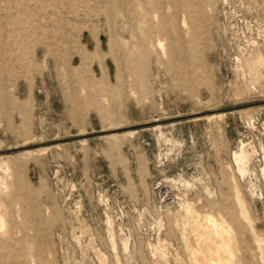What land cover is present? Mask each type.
Returning a JSON list of instances; mask_svg holds the SVG:
<instances>
[{"label": "rangeland", "instance_id": "374dc122", "mask_svg": "<svg viewBox=\"0 0 264 264\" xmlns=\"http://www.w3.org/2000/svg\"><path fill=\"white\" fill-rule=\"evenodd\" d=\"M189 1L180 20L197 41L171 47L166 33L141 52L76 7L44 14V32L24 38L16 30L28 25L0 0V165L34 152L18 171L0 169V185L13 183L12 205L42 217L0 254L16 264H264V0ZM155 9L171 12L166 0ZM195 63L208 84L198 103L172 74ZM5 220L0 240L18 241L26 228Z\"/></svg>", "mask_w": 264, "mask_h": 264}, {"label": "bare ground", "instance_id": "6f19581e", "mask_svg": "<svg viewBox=\"0 0 264 264\" xmlns=\"http://www.w3.org/2000/svg\"><path fill=\"white\" fill-rule=\"evenodd\" d=\"M28 1H34L35 7H37L38 11L42 12L43 16L36 17L35 11H32V12L29 11L28 3H26ZM162 1L163 0H2V2L8 4L10 7L16 9L17 12H19V17L16 18V21L18 23L20 24L26 23L28 25V31L27 30L26 31L16 30L18 33L25 36L24 38L44 32V28L43 26H41V24L42 23L47 24V21L48 22L52 21V20H48L52 16L45 18L44 14L50 13V15H54V12L56 11L62 12L63 9H65V12L70 14V16L71 15L77 16L79 14H77L73 10L76 7V8L81 9V10L80 9L77 10L81 12L80 15H84L90 20H95V19L103 20V22H105L110 29L118 28L120 32L122 33L123 40L125 39L126 40L128 39V41L129 39L133 40L134 41L133 46L136 49L140 50L141 52L149 50L150 48H152V50L156 52L161 47L162 42L160 40V37L165 35L166 33L167 35L170 36V39L173 40V42L171 41L172 43L171 47L176 45V39H178L179 37H185V38L187 37V38L197 41L198 39L197 30L192 28V26H189L182 19L180 20V18H182V15L186 13L187 9L191 7L190 1L189 0H166L167 4L171 8V12L165 18H163V15L157 9H155L154 11L152 10L153 7L155 6L157 7L161 5ZM124 5L129 7L130 10H127V11L125 10V12H123V15H121L122 11H124L125 9ZM9 14L12 19L16 17V15L14 16L12 12ZM154 20L160 23L163 20L162 23L169 28L170 34L169 32H166L162 28V26L161 28L159 26H155L153 23ZM54 21L57 24L60 23V21L58 20H54ZM126 45L127 44H125V46ZM129 51L130 50H128V52ZM130 52L128 54L133 53V51L132 53ZM93 54H95L93 56H98V50L96 49ZM93 56L90 57L89 55L82 54L80 58L82 65H86L88 62L92 61ZM133 58H134V55H133ZM175 58L176 56L173 55L170 60H174ZM171 65L173 67L172 63ZM205 69L206 68L203 66V64L195 63L193 65V69H191V71L189 72L186 69V66L184 64L182 65L180 64L179 66H177L176 70L172 71V74L177 78L176 80L178 82L187 83L188 93L191 95L193 99H195L197 103L200 102V100H199V94L195 93L196 89L203 85L207 88L208 84L202 83L201 81H199V79L195 77V74L197 72L198 73L200 72V75H201ZM116 77H118V74H116ZM5 78L6 77H4V79ZM101 80L102 81L105 80L104 77ZM33 153L34 152L32 151H28V152L23 153L20 157H15L13 159L11 158L7 161H4L1 163L0 169L3 170L4 172L6 171V173L18 171V168H19L18 162L21 161L22 158L26 159L28 156H30ZM4 181L2 182L4 183L2 184L4 186L0 185V197H1L0 199V237H3L1 232H3L2 228L4 227V223L6 222V220L4 221L5 218L7 219V225L10 230L14 228H19L18 221H21V224H20L21 227L23 226L26 228V230L24 229L23 231H20L21 236L18 241L13 240L14 239L13 236H11V238L8 239L7 241L0 240V250L2 252H5L7 250L10 252H14L18 243L28 238L27 234L29 231H34V232L37 231L36 230V227L38 226L37 224H39L38 222L39 220H41L42 217H41V212L36 211V213H34L36 216V222H34L33 220L34 216L32 215V213L30 214V212L26 211V209L22 207L23 205L21 206V203L12 205L13 204L12 200L15 198V191H14L15 188H14L13 183H10V182L5 183L6 181L5 182ZM207 220L209 223H211L213 228L215 229L218 228V225L215 224L214 220H211V218H207ZM2 254H0V261L6 259L7 264H16L15 259H9L5 257L7 253H4L3 255ZM225 261L226 262L224 264H229L227 260ZM36 264H42L40 259H37Z\"/></svg>", "mask_w": 264, "mask_h": 264}]
</instances>
